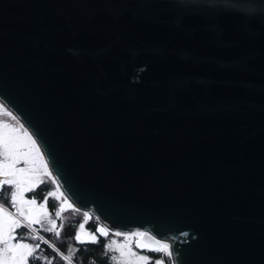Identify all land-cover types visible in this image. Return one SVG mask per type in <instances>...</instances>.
Listing matches in <instances>:
<instances>
[{"label": "water", "instance_id": "obj_1", "mask_svg": "<svg viewBox=\"0 0 264 264\" xmlns=\"http://www.w3.org/2000/svg\"><path fill=\"white\" fill-rule=\"evenodd\" d=\"M0 99L102 238L264 264V0H0Z\"/></svg>", "mask_w": 264, "mask_h": 264}, {"label": "snow or ice", "instance_id": "obj_2", "mask_svg": "<svg viewBox=\"0 0 264 264\" xmlns=\"http://www.w3.org/2000/svg\"><path fill=\"white\" fill-rule=\"evenodd\" d=\"M0 110L15 119L12 113L5 109L3 105H0ZM0 156L3 157V159H0V189L5 185L10 186L6 189L11 193L10 206L15 208L18 217H23L28 222L27 224H22L21 219L12 216L7 209L0 208V244H3V247L0 248V264H28V257L33 255V246L23 242L14 244L12 241L17 239L15 231L17 228L22 226L30 227L32 223H40L36 217L40 212L44 211L43 207L37 209L35 199H25L24 193L31 191L38 182H42L40 181V169L47 172L48 164L44 161L43 155L37 146V141L33 139L32 135L25 132L22 140L18 130L7 122H0ZM21 162L26 167H18L17 165ZM48 175H51V173H48ZM25 207L27 208V215L24 211ZM55 214L56 216L60 215L59 212ZM50 222L52 228L48 230L52 231L56 227V222L55 220ZM83 227V224H81L80 228L83 229ZM98 231L102 235L108 234L104 228H100ZM116 235H121V233H116ZM133 236L137 238V248L153 252H164L169 256L172 255L168 243L155 239H152L150 243H144L143 241L147 239L148 234L136 232L127 236V244H121L117 247L120 257L124 258L128 264H132V257H135L136 264H149L151 261L150 257L138 256L137 253L132 251L131 241ZM76 239L82 243L98 242L94 234L91 237V241L81 240L79 235H77ZM115 243L113 241V244ZM9 253L10 256L7 255ZM64 259L67 260L68 257H64ZM155 264H163V261L156 260Z\"/></svg>", "mask_w": 264, "mask_h": 264}, {"label": "rangeland", "instance_id": "obj_3", "mask_svg": "<svg viewBox=\"0 0 264 264\" xmlns=\"http://www.w3.org/2000/svg\"><path fill=\"white\" fill-rule=\"evenodd\" d=\"M0 105H2V104L0 103ZM4 108L7 109L5 106H4ZM13 116L15 117V119H13L12 117H9L6 114V112H4L3 110H0V122H7L12 127H15L18 130V132L21 134L22 140H23V134L25 132H27L28 134L31 135V132L27 128L23 127V125H22L21 121L19 120V118L16 117L15 115H13ZM24 142H27V141H24ZM37 146H38V144H37ZM40 153L43 155L42 151H40ZM43 158H44V161L46 162L44 155H43ZM0 159H3V157L0 156ZM17 166L18 167H26V165L23 162H21ZM50 171L51 170L49 168V164H48L47 172H45L43 169H40V173H44L45 175H48V173H51ZM48 176H50V178L54 179V181H55V182H53L51 180V182H52V184L54 186L55 192L57 194H59L60 197L62 196L63 200L64 199L67 200L66 197H65L63 188H60V186H59L57 180L55 179V177L52 176V175H48ZM25 193H24V197H25ZM61 194H63V195H61ZM3 198H2V201H0V208H2L4 206ZM67 201H69V200H67ZM10 211L13 213V211L11 209H10ZM77 211H79V210L78 209H76V210L73 209V211H67V212L58 211L60 213V215L59 216H55V219L52 217V215L51 216L50 215H43L42 217L37 216L36 219H38L40 221V223H32L30 227H26L27 230L31 233L29 236L33 235L34 237H36L37 239H40V240L47 239L46 242L48 243L49 247H51L52 251L59 252L58 249L56 248L58 246V244L55 243L52 239H55L57 241L58 240H62V238H59V236H61V233H63V231L65 230V225L68 223L69 220L74 219V218L77 219V215H78ZM83 214L84 215L87 214V216H85V219H86L85 222L81 223V224H83L84 227H83V229L80 228L78 230V232L76 233V237H77V235L81 236V234H85V237L81 238V240H85V241H91V237H92L93 234L96 237L97 236L101 237L100 235L97 234V232L96 233L90 232L89 228L86 225V221L87 220L91 221V220H93V217L94 216L97 217V215H95L93 212L91 213V212H88V211H84ZM14 215H15L14 217H17V218L21 219L22 224H27L28 223L27 221L24 220L23 217H18L17 214H14ZM52 220H55L56 227L52 231H49L48 229L52 228V224L50 222ZM136 232H139V230L133 231V232H131L129 234L118 232V233H121V235H116L117 232L111 231L112 235L108 236V237H110V239L108 241L107 247H108V249H110L113 252V256H114L113 258H116V259H113V261H115L116 264H128V262L124 258L120 257V252L117 250V247H118V245H121V244H127L128 243L127 236H129V235H131L133 233H136ZM45 233H48V235H50V237L45 236L44 235ZM36 238H33V239H36ZM97 240H98V237H97ZM136 240H137V238L133 236L132 241H131L132 251L137 253L138 256L139 255H143V256L150 257L151 261L149 262V264H155L156 260H162L163 264H174V261L172 259V255L169 256V255H167L164 252H161V255H159V257H157V259H155L151 254H149L147 252L141 253V250L136 248L135 245H134ZM113 241H115L116 243L113 244ZM71 243L72 244H74V243L81 244L82 242L80 240L75 239ZM85 243L92 244V242H85ZM31 245L33 246V254L35 253L34 254L35 256L40 257L41 259H44V263H45L47 261V259H48L46 257V255H45V252H42V251L39 252L38 250H35L34 247H35L36 244L34 242H32ZM170 251L172 252L171 247H170ZM70 258L71 257L69 256L68 259H67L68 262L71 260ZM131 260H132V264H136L135 257H132ZM49 261H50V259H49Z\"/></svg>", "mask_w": 264, "mask_h": 264}, {"label": "trees", "instance_id": "obj_4", "mask_svg": "<svg viewBox=\"0 0 264 264\" xmlns=\"http://www.w3.org/2000/svg\"><path fill=\"white\" fill-rule=\"evenodd\" d=\"M17 119V118H16ZM18 120V119H17ZM53 182L54 179H51ZM53 186V184H52ZM54 188V186H53ZM4 196H0V201ZM61 199L63 197L61 196ZM65 200V199H64ZM4 202V201H3ZM84 211H77V219L69 220L68 223L65 225V230L61 233V238L63 243L58 244L56 247L59 252L52 251L51 247L47 246V250L45 251V255L48 258L44 264H116L113 261V252L108 249L107 244L110 239L112 233L110 232L106 238L98 237V242L95 243H81L72 244L71 242L74 239L70 237L80 229V225L82 222H85V215L83 214ZM98 217L94 216L93 220L86 221V225L89 229H91L94 233L97 232V227L99 225ZM47 237H50L48 233L44 234ZM151 254L155 259L161 255V252H153V251H144ZM141 252V253H144ZM71 257L70 261L68 262L64 257ZM50 259V261H49Z\"/></svg>", "mask_w": 264, "mask_h": 264}, {"label": "flooded vegetation", "instance_id": "obj_5", "mask_svg": "<svg viewBox=\"0 0 264 264\" xmlns=\"http://www.w3.org/2000/svg\"><path fill=\"white\" fill-rule=\"evenodd\" d=\"M50 176L45 175L44 173H40V181L42 182H38L31 191H28L25 193V199L31 200V199H35L36 201V205L38 207V209H40L42 206H45L44 211L40 212L37 216L42 217L43 215H52V217L55 219L56 216V212L58 211H63V212H67V211H73L76 210L75 206H71L69 204V202H67L66 200L61 199L60 195L57 194L52 186V182H51ZM10 186H3L2 189H0V196L3 195V204L4 206L2 208L7 209V211L12 215L15 216L14 214H17L15 211V208L10 206V199L11 198V193L9 191H7L6 189L9 188ZM14 191V188H13ZM10 209L13 211V213L10 211ZM25 214L27 215V208H24ZM76 214V213H75ZM76 218L72 219L75 220ZM71 220V221H72ZM66 227V226H65ZM88 227V226H87ZM90 232H93L91 229H89ZM16 235H17V239L13 240L12 243H17V242H23V243H27L30 244L32 242H34L35 245V250H38L39 252H45L47 250V246L48 243L46 242L47 239H37L36 237L29 236L31 233L27 230L26 227L22 226L20 228H17L16 230ZM76 233L77 231L73 234L72 237H70L71 239H76ZM81 238L85 237V234H81L80 236ZM36 238V239H33ZM59 238H61V236H59ZM55 243H59L62 244L63 241L62 240H55L52 239ZM38 245V247H37ZM3 247V244H0V248ZM34 250V251H35ZM35 254V253H34ZM32 255L30 257H28V264H44V259H41L40 257H37L35 255ZM10 256V253L7 254Z\"/></svg>", "mask_w": 264, "mask_h": 264}, {"label": "bare ground", "instance_id": "obj_6", "mask_svg": "<svg viewBox=\"0 0 264 264\" xmlns=\"http://www.w3.org/2000/svg\"><path fill=\"white\" fill-rule=\"evenodd\" d=\"M0 103L3 105V106H5L7 109H8V111H10V109H9V107L5 104V102H2V100L0 99ZM12 115H14V113H12ZM16 116V115H15ZM17 117V116H16ZM67 201V200H66Z\"/></svg>", "mask_w": 264, "mask_h": 264}, {"label": "built area", "instance_id": "obj_7", "mask_svg": "<svg viewBox=\"0 0 264 264\" xmlns=\"http://www.w3.org/2000/svg\"><path fill=\"white\" fill-rule=\"evenodd\" d=\"M170 245V243H168Z\"/></svg>", "mask_w": 264, "mask_h": 264}]
</instances>
